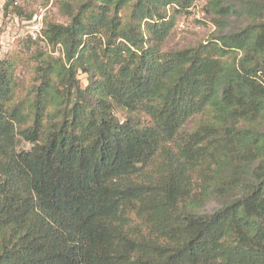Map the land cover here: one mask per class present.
Segmentation results:
<instances>
[{"label":"trees","instance_id":"16d2710c","mask_svg":"<svg viewBox=\"0 0 264 264\" xmlns=\"http://www.w3.org/2000/svg\"><path fill=\"white\" fill-rule=\"evenodd\" d=\"M194 1L45 21L63 55L25 100L0 56V264H264V23L164 52Z\"/></svg>","mask_w":264,"mask_h":264},{"label":"rangeland","instance_id":"374dc122","mask_svg":"<svg viewBox=\"0 0 264 264\" xmlns=\"http://www.w3.org/2000/svg\"><path fill=\"white\" fill-rule=\"evenodd\" d=\"M86 2L87 0H18L22 13L33 16L30 20L26 15L21 16L23 21L35 20V17L39 21L43 17V29L45 21L68 24L70 15ZM220 3L224 7L223 12L219 7L215 9L211 0H195L189 9L182 11L178 16L172 34L163 45V51L175 52L197 47L211 42L222 34L236 32L248 25L264 23V0H221ZM168 9L173 10L172 7ZM14 26L12 25L11 28ZM62 55L61 47L54 49L42 31L41 35L37 36L21 35L19 31L11 44L9 55L4 60L12 63L15 68L16 97L23 100L32 97L29 93L37 86L38 68L43 66L48 56L62 57ZM241 56L242 53H238V58ZM78 79L81 88L91 84V76L85 73L79 72ZM115 113L121 122L125 120V114ZM142 117L147 118L143 114ZM201 121L200 116L191 119L185 131L193 132ZM262 130L264 131V127ZM19 148L29 150L31 145L22 141ZM218 207L219 202L214 200L206 205V210L212 211Z\"/></svg>","mask_w":264,"mask_h":264},{"label":"built area","instance_id":"2783aa9c","mask_svg":"<svg viewBox=\"0 0 264 264\" xmlns=\"http://www.w3.org/2000/svg\"><path fill=\"white\" fill-rule=\"evenodd\" d=\"M5 4L6 0H0V56L6 55L10 49L11 44L14 41L15 35L26 34L29 36L41 35L43 30V17L38 21L35 17V20L23 21L21 17L15 16L13 14H5ZM15 5H18V2H15ZM12 25H15L14 28H11ZM10 33L12 36H10ZM5 38V40H4ZM7 39V40H6ZM9 40H12L9 42Z\"/></svg>","mask_w":264,"mask_h":264}]
</instances>
